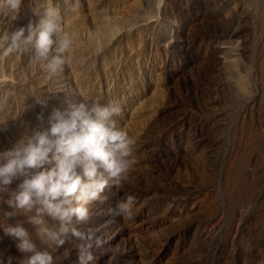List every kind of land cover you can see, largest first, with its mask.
<instances>
[{
	"label": "rangeland",
	"instance_id": "rangeland-1",
	"mask_svg": "<svg viewBox=\"0 0 264 264\" xmlns=\"http://www.w3.org/2000/svg\"><path fill=\"white\" fill-rule=\"evenodd\" d=\"M39 3L22 0L10 28L35 23ZM53 3L73 35L68 61L49 74L28 53L0 56V151L47 127L53 107L120 105L117 127L134 141L127 179L73 218L104 240L89 264H264V0ZM128 194L130 217L116 208ZM4 209L0 264H21L28 253L2 225L24 216ZM75 243L68 233L49 249L53 264H79Z\"/></svg>",
	"mask_w": 264,
	"mask_h": 264
},
{
	"label": "clouds",
	"instance_id": "clouds-1",
	"mask_svg": "<svg viewBox=\"0 0 264 264\" xmlns=\"http://www.w3.org/2000/svg\"><path fill=\"white\" fill-rule=\"evenodd\" d=\"M21 3L0 0V16L7 21L0 25V56L28 53L30 62L39 63L49 74L58 73L68 61L72 33L62 27L53 0H40L33 8L38 17L35 23L30 20L26 28L11 29L10 22L17 18ZM35 102L46 107L48 97H35ZM119 112L116 102L83 97L67 108L53 107L47 127L33 130L0 151V193H7L0 200L10 206V210H3V216H24V220L2 227L15 239L18 250L28 253L21 264H53L49 249L63 244L68 233L76 241L79 264L94 261L90 249L93 243L98 247L104 240L94 230L84 232L75 227L73 218L88 219L90 205L106 198L102 195L105 189H118L127 179L134 141L125 129L117 127L114 117ZM14 179L19 182L10 188ZM134 199L128 194L117 201L120 215H132ZM46 214L58 223L49 224ZM25 221L32 225L31 232Z\"/></svg>",
	"mask_w": 264,
	"mask_h": 264
}]
</instances>
